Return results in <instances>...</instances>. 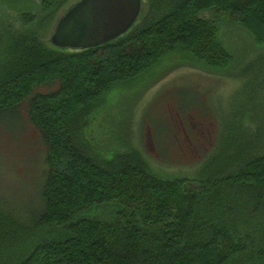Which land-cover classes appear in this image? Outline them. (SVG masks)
I'll list each match as a JSON object with an SVG mask.
<instances>
[{
    "label": "trees",
    "instance_id": "trees-1",
    "mask_svg": "<svg viewBox=\"0 0 264 264\" xmlns=\"http://www.w3.org/2000/svg\"><path fill=\"white\" fill-rule=\"evenodd\" d=\"M145 1L129 30L96 47L62 50L42 39L73 0H41L39 14H20L23 30L0 39V119L26 101L44 144L39 204L27 221L0 202V264H264L257 77L244 83L215 148L190 176L157 175L129 146L101 157L87 139L111 87L176 48L225 68L232 56L218 37L221 19L264 44V0ZM206 11L213 16H199ZM49 83L57 89L30 97Z\"/></svg>",
    "mask_w": 264,
    "mask_h": 264
},
{
    "label": "rangeland",
    "instance_id": "rangeland-1",
    "mask_svg": "<svg viewBox=\"0 0 264 264\" xmlns=\"http://www.w3.org/2000/svg\"><path fill=\"white\" fill-rule=\"evenodd\" d=\"M40 2L0 0V39L7 32L23 30L20 14H39ZM145 2L141 0V7ZM199 16L210 18L213 13ZM56 20L43 30L47 45ZM218 37L232 56L225 68L206 67L176 48L144 74L114 84L86 129L97 153L107 158L129 146L146 156L157 175H192L215 148L222 122L229 121L244 83L255 76V86H264V44L256 45L249 32L227 18L218 23ZM57 87V83L34 87L30 97ZM258 92L257 105L262 109L254 116L264 115V88ZM9 115L0 119V202L15 218L27 221L39 204L44 144L29 119L26 101ZM259 122L264 120L259 117Z\"/></svg>",
    "mask_w": 264,
    "mask_h": 264
},
{
    "label": "water",
    "instance_id": "water-1",
    "mask_svg": "<svg viewBox=\"0 0 264 264\" xmlns=\"http://www.w3.org/2000/svg\"><path fill=\"white\" fill-rule=\"evenodd\" d=\"M141 0H76L56 20L48 42L62 50H84L110 42L136 21Z\"/></svg>",
    "mask_w": 264,
    "mask_h": 264
}]
</instances>
